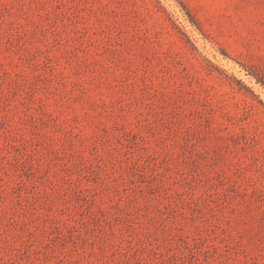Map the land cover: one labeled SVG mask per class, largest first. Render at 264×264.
Instances as JSON below:
<instances>
[{"label": "rangeland", "instance_id": "obj_1", "mask_svg": "<svg viewBox=\"0 0 264 264\" xmlns=\"http://www.w3.org/2000/svg\"><path fill=\"white\" fill-rule=\"evenodd\" d=\"M0 264H264V0H0Z\"/></svg>", "mask_w": 264, "mask_h": 264}]
</instances>
